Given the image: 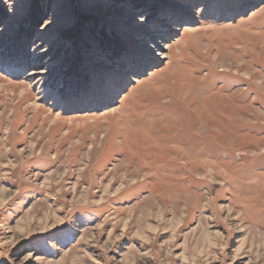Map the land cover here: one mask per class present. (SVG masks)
Returning a JSON list of instances; mask_svg holds the SVG:
<instances>
[{
  "label": "rangeland",
  "instance_id": "obj_1",
  "mask_svg": "<svg viewBox=\"0 0 264 264\" xmlns=\"http://www.w3.org/2000/svg\"><path fill=\"white\" fill-rule=\"evenodd\" d=\"M0 264H264V0H0Z\"/></svg>",
  "mask_w": 264,
  "mask_h": 264
},
{
  "label": "bare ground",
  "instance_id": "obj_2",
  "mask_svg": "<svg viewBox=\"0 0 264 264\" xmlns=\"http://www.w3.org/2000/svg\"><path fill=\"white\" fill-rule=\"evenodd\" d=\"M50 129V128H49ZM80 142V141H79ZM79 143H77V145H78ZM55 158H57V156H55ZM48 178H50V177H52V173H50V174H48V176H47ZM51 217L53 218V219H56V215H51ZM45 218L46 219H48L49 218V215H46L45 216ZM55 222V221H54Z\"/></svg>",
  "mask_w": 264,
  "mask_h": 264
}]
</instances>
